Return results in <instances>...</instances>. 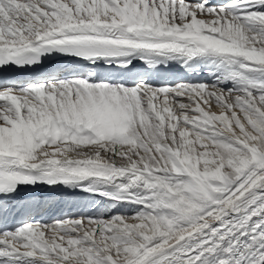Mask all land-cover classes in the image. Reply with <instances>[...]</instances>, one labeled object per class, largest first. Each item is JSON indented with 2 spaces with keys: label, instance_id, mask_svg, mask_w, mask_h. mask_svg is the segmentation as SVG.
Returning <instances> with one entry per match:
<instances>
[{
  "label": "snow or ice",
  "instance_id": "obj_1",
  "mask_svg": "<svg viewBox=\"0 0 264 264\" xmlns=\"http://www.w3.org/2000/svg\"><path fill=\"white\" fill-rule=\"evenodd\" d=\"M0 264H264V0H0Z\"/></svg>",
  "mask_w": 264,
  "mask_h": 264
},
{
  "label": "bare ground",
  "instance_id": "obj_2",
  "mask_svg": "<svg viewBox=\"0 0 264 264\" xmlns=\"http://www.w3.org/2000/svg\"><path fill=\"white\" fill-rule=\"evenodd\" d=\"M213 107H214V109H215V111L216 112H219V108L215 105V104H213ZM212 108V107H211ZM207 110V109H206ZM209 110V109H208ZM49 213H51V211L50 212H48V213H45V214H43L46 218L48 217V216H50V214ZM45 222H47V219L45 220ZM129 222H132V221H129Z\"/></svg>",
  "mask_w": 264,
  "mask_h": 264
},
{
  "label": "rangeland",
  "instance_id": "obj_3",
  "mask_svg": "<svg viewBox=\"0 0 264 264\" xmlns=\"http://www.w3.org/2000/svg\"><path fill=\"white\" fill-rule=\"evenodd\" d=\"M202 106H203V105H202ZM211 107H212V108H211ZM211 107H210V108H206V109H207V110L209 109L210 111H215L213 105H211Z\"/></svg>",
  "mask_w": 264,
  "mask_h": 264
}]
</instances>
